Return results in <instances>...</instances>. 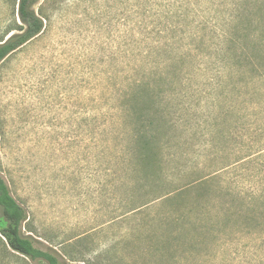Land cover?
I'll list each match as a JSON object with an SVG mask.
<instances>
[{
    "label": "rangeland",
    "instance_id": "rangeland-1",
    "mask_svg": "<svg viewBox=\"0 0 264 264\" xmlns=\"http://www.w3.org/2000/svg\"><path fill=\"white\" fill-rule=\"evenodd\" d=\"M168 1L40 0L44 30L0 63V173L63 264H264V71L221 53L234 0ZM140 83L150 164L124 107ZM0 264L45 263L0 234Z\"/></svg>",
    "mask_w": 264,
    "mask_h": 264
},
{
    "label": "trees",
    "instance_id": "trees-1",
    "mask_svg": "<svg viewBox=\"0 0 264 264\" xmlns=\"http://www.w3.org/2000/svg\"><path fill=\"white\" fill-rule=\"evenodd\" d=\"M39 1L18 0L17 14L21 26L17 25V27L9 28L5 37L0 40V63L44 30V19L34 9ZM165 2L162 1L161 3ZM167 3L169 6H178L176 3L173 4L171 0ZM232 4H234L230 9L232 14L224 20V25L227 27V33L224 34L225 46H228L221 53L234 62L240 74L246 75L252 72L260 74L261 71H264V0H234ZM227 5L230 6V4ZM249 49L254 54L251 55ZM138 87L139 91L128 98L130 105L125 103L124 107L130 113L136 125L134 139L138 163L150 164L155 157L153 147L156 143V137L153 132L156 129V123L150 119L148 108H140L137 105V100L146 97L149 93L148 87L142 84ZM159 113L164 119L162 112ZM147 129H150L151 132ZM186 189L187 187L181 191ZM176 191L178 193V190ZM175 195H180V193L176 194L173 191L156 196V200L167 201L174 198ZM257 195H259L258 199H261L260 195L262 194ZM0 207L2 208L0 234L11 250L32 261L45 264H63L53 253L37 247L31 237L24 233L28 211L13 197L8 181L1 173ZM262 217L264 220L262 213H254L251 220H261Z\"/></svg>",
    "mask_w": 264,
    "mask_h": 264
}]
</instances>
